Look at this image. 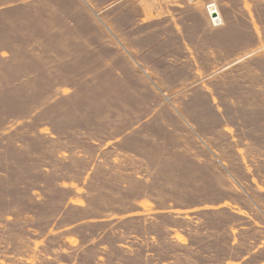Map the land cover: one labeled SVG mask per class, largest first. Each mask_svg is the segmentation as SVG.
<instances>
[{"label": "rangeland", "instance_id": "rangeland-1", "mask_svg": "<svg viewBox=\"0 0 264 264\" xmlns=\"http://www.w3.org/2000/svg\"><path fill=\"white\" fill-rule=\"evenodd\" d=\"M0 264H264V0H0Z\"/></svg>", "mask_w": 264, "mask_h": 264}, {"label": "built area", "instance_id": "built-area-1", "mask_svg": "<svg viewBox=\"0 0 264 264\" xmlns=\"http://www.w3.org/2000/svg\"><path fill=\"white\" fill-rule=\"evenodd\" d=\"M205 7H206V11H207V15L209 18L210 25L214 28L222 26L223 25V19H222L220 12L218 11L216 3L214 1H209V2H207ZM211 10H217L218 14H212Z\"/></svg>", "mask_w": 264, "mask_h": 264}, {"label": "bare ground", "instance_id": "bare-ground-1", "mask_svg": "<svg viewBox=\"0 0 264 264\" xmlns=\"http://www.w3.org/2000/svg\"><path fill=\"white\" fill-rule=\"evenodd\" d=\"M211 13L212 14H218V11L217 10H211Z\"/></svg>", "mask_w": 264, "mask_h": 264}]
</instances>
